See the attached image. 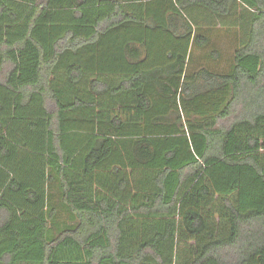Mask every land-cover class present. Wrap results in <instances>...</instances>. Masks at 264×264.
<instances>
[{
	"label": "trees",
	"instance_id": "trees-1",
	"mask_svg": "<svg viewBox=\"0 0 264 264\" xmlns=\"http://www.w3.org/2000/svg\"><path fill=\"white\" fill-rule=\"evenodd\" d=\"M0 264H264V0H0Z\"/></svg>",
	"mask_w": 264,
	"mask_h": 264
},
{
	"label": "rangeland",
	"instance_id": "rangeland-1",
	"mask_svg": "<svg viewBox=\"0 0 264 264\" xmlns=\"http://www.w3.org/2000/svg\"><path fill=\"white\" fill-rule=\"evenodd\" d=\"M239 9H237L238 13ZM195 19L197 20V23L202 27V30L208 37H210V44L205 49H199V48H191V61L188 63V65H185V73H190L192 71H195L196 69L200 67H207L209 69H215L217 71H223L225 68H227L229 60L231 59L233 49L235 48V44L237 42V38L234 32V28L232 27L233 18L226 19V20H220L217 18L211 17L208 12L203 11H195ZM236 15V14H234ZM160 48L163 50L168 49L169 45L165 40H160L157 44L156 51H159ZM217 50L219 53V56L217 60H213L210 56V52L213 50ZM166 57L162 56L156 58L157 62H159V65L166 64L167 61L165 60ZM217 200H214L212 205L215 207H211L213 209H217L216 212L220 213V207L216 206ZM64 214L62 213L60 217H63ZM213 221L215 223V226H219L218 231L224 230L223 225V218L222 216L215 217L213 216ZM221 227V228H220ZM177 246H176V258L177 260H187L191 258L190 254V247L192 245H196V243L199 242V239H190V240H180L179 237L177 239Z\"/></svg>",
	"mask_w": 264,
	"mask_h": 264
}]
</instances>
